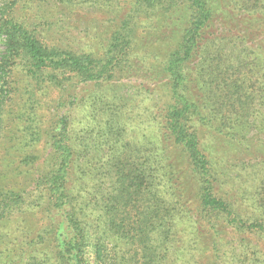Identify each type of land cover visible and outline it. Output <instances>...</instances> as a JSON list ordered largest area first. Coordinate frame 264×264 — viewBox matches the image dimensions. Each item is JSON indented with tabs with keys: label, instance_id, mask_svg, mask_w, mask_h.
<instances>
[{
	"label": "trees",
	"instance_id": "obj_1",
	"mask_svg": "<svg viewBox=\"0 0 264 264\" xmlns=\"http://www.w3.org/2000/svg\"><path fill=\"white\" fill-rule=\"evenodd\" d=\"M87 6L115 10L100 42L49 34ZM255 237L264 0H0V264H264Z\"/></svg>",
	"mask_w": 264,
	"mask_h": 264
},
{
	"label": "rangeland",
	"instance_id": "obj_2",
	"mask_svg": "<svg viewBox=\"0 0 264 264\" xmlns=\"http://www.w3.org/2000/svg\"><path fill=\"white\" fill-rule=\"evenodd\" d=\"M117 2H120L122 5H126L130 3L131 0H115ZM180 11V10H179ZM183 11V10H182ZM178 12L176 15L171 16L174 18L178 24H183L185 21L187 15L185 10ZM182 13V15H181ZM115 10L112 7L108 8H91V7H84L83 9H76L73 13H68L65 18H61V20H58L57 18H53L50 20V27H49V34L54 33V38L62 39V43L73 45L76 48H79L80 46L89 45L90 42L97 41L100 42L102 39H100V36L103 35V33L106 31L107 26L109 24L107 21L112 18L115 15ZM48 26V25H47ZM61 32V34H59ZM111 32V31H110ZM109 33H107L108 35ZM87 39H83L85 36H87ZM106 36V35H105ZM104 36V37H105ZM124 83L119 84L121 87L120 89V96L124 98V101L128 104V109L133 110L135 108V115L139 113L137 111L138 105H144L143 101V95L138 94V90L134 87L136 85L135 80H124ZM140 83V82H139ZM159 81H156L155 85H150L151 88H155L156 91L150 94L151 103L149 106H153V104H156L157 102H161L160 96L164 95V92H161L159 94L158 89L159 88ZM165 100V98H164ZM153 107L150 109L152 110ZM86 109L85 108H78L76 110V123L75 128L77 130H80L83 128L82 122L86 121ZM138 115L137 118L142 120L143 118ZM136 124V123H135ZM134 126V125H133ZM133 134V133H132ZM215 154L219 156L220 158L224 159V161L227 160V158H243V157H252L248 155V152H244L243 148L237 147L236 144L229 143L225 140H223V144L219 145L217 148ZM250 235V234H249ZM254 237V236H253ZM259 242L262 244V248L264 249V242L263 240H259L255 237Z\"/></svg>",
	"mask_w": 264,
	"mask_h": 264
}]
</instances>
